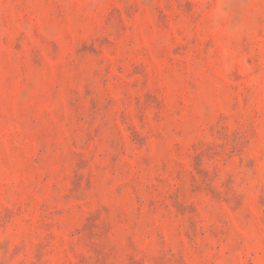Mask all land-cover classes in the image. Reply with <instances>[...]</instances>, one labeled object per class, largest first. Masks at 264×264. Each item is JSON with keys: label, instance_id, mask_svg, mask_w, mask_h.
<instances>
[{"label": "rangeland", "instance_id": "374dc122", "mask_svg": "<svg viewBox=\"0 0 264 264\" xmlns=\"http://www.w3.org/2000/svg\"><path fill=\"white\" fill-rule=\"evenodd\" d=\"M0 264H264V0H0Z\"/></svg>", "mask_w": 264, "mask_h": 264}]
</instances>
